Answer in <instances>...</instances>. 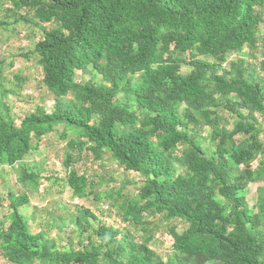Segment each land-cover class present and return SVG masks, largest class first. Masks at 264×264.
Returning a JSON list of instances; mask_svg holds the SVG:
<instances>
[{
  "label": "trees",
  "instance_id": "1",
  "mask_svg": "<svg viewBox=\"0 0 264 264\" xmlns=\"http://www.w3.org/2000/svg\"><path fill=\"white\" fill-rule=\"evenodd\" d=\"M0 9L43 31L33 54L54 100L51 112L37 105L19 125L0 101V167H15L63 127L65 168L86 151L143 181L135 197L123 187L100 196L85 173L69 170L74 198L109 200L141 235L80 207L68 251L31 230L26 194L8 193L0 256L10 264H264V0H0ZM89 70L92 80L76 81ZM8 94L0 65V99ZM23 172L36 187L39 176ZM4 204L0 195V211ZM162 229L172 241L165 256L155 250Z\"/></svg>",
  "mask_w": 264,
  "mask_h": 264
},
{
  "label": "rangeland",
  "instance_id": "2",
  "mask_svg": "<svg viewBox=\"0 0 264 264\" xmlns=\"http://www.w3.org/2000/svg\"><path fill=\"white\" fill-rule=\"evenodd\" d=\"M21 15H25V12ZM262 18L263 23L260 27L264 36V11ZM2 20H6L8 26H0V65L3 70L5 89L10 94L0 101L9 110L14 123L19 125L21 120L37 105H43L47 112H51L54 105L52 95L43 88L42 70L38 65L37 57L33 54L35 44L43 37V31L25 22L17 24L16 19L0 9V21ZM43 27L48 30L54 27V24H47ZM237 56V54L232 55L231 60ZM189 70V67L183 65V73ZM258 74L264 79L263 71L259 70ZM16 76L23 81H17ZM93 76L90 70L84 75L77 72L76 81L92 80ZM3 108L0 105V112L4 111ZM259 120L262 121L260 117ZM62 131L63 127H59L56 133L43 138L37 147L15 167H0V195L5 200V206L0 211V225L3 224L4 227L8 225L7 216L10 210L7 195L11 192L16 195L26 194L29 197V205L21 212L28 219L31 230L36 233L46 231L50 238L57 240L58 247L62 251L69 250L70 242L76 245L77 234L73 232L69 219L75 214L76 208L80 207L93 211L103 224L120 228L124 232L130 230L136 236H140V230L122 223L118 211L112 207L109 200L104 198L95 201L94 195L83 199L74 198L68 186V173L72 169L79 174L85 173L95 185L94 191L100 196L123 187L125 198L137 195L143 183L141 177L131 172L125 173L115 161L111 160L109 155H105L102 160L98 161L86 151L80 155V158L76 154L72 167L65 168L63 161L66 156V141L61 139ZM260 140L264 141V133L261 134ZM24 170L34 172L39 176L36 187L22 182ZM258 186L259 184H252L248 187L247 200L250 205L254 204ZM60 224L64 225L62 231L59 230ZM174 224L177 231L182 233V225L177 222ZM156 240L158 243L154 248L159 254L165 256L171 253L172 241L166 230L162 229L156 235ZM84 242L87 243L86 237ZM0 264L10 263L0 256Z\"/></svg>",
  "mask_w": 264,
  "mask_h": 264
}]
</instances>
